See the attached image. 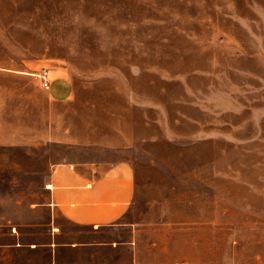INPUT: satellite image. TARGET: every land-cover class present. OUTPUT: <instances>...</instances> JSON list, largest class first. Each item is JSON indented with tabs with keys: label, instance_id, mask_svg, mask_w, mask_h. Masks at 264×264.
Masks as SVG:
<instances>
[{
	"label": "rangeland",
	"instance_id": "1",
	"mask_svg": "<svg viewBox=\"0 0 264 264\" xmlns=\"http://www.w3.org/2000/svg\"><path fill=\"white\" fill-rule=\"evenodd\" d=\"M12 70L27 84L0 108L1 243L47 220L72 151L43 137L57 123L124 142L136 184L117 225L58 214L62 241L100 243L96 264H264V0H0V83ZM42 71L72 101L51 103Z\"/></svg>",
	"mask_w": 264,
	"mask_h": 264
},
{
	"label": "crops",
	"instance_id": "2",
	"mask_svg": "<svg viewBox=\"0 0 264 264\" xmlns=\"http://www.w3.org/2000/svg\"><path fill=\"white\" fill-rule=\"evenodd\" d=\"M13 72H17L16 75H8L0 83V93L5 94V99L0 100V108H7V95L13 90L19 91L21 107L22 85L25 89L27 84V77L23 76L26 71ZM44 73L50 82V102L67 105L72 101L68 83L51 80L48 71L39 75ZM33 81L37 83L36 79ZM41 84L44 87L43 79ZM13 85L14 88L11 87ZM43 137L65 144L72 151L66 159L53 164L47 186L48 201L35 208L48 211L47 220L37 219L11 226L8 232L11 241L0 242V258L4 264H96L95 256L87 251L100 246V243L62 241L60 238L64 231L57 215L61 214L77 225L98 229L120 223L136 194L132 164L123 157H117L124 152L126 145L124 142L117 144L115 138L108 139L106 143H100L93 137L76 140L74 129L71 130L69 125L59 128L57 123H51L49 134Z\"/></svg>",
	"mask_w": 264,
	"mask_h": 264
},
{
	"label": "built area",
	"instance_id": "3",
	"mask_svg": "<svg viewBox=\"0 0 264 264\" xmlns=\"http://www.w3.org/2000/svg\"><path fill=\"white\" fill-rule=\"evenodd\" d=\"M41 77H42V79H43L44 87L48 89V88L50 87V82H49V80L47 79L46 74H45V73L42 74Z\"/></svg>",
	"mask_w": 264,
	"mask_h": 264
}]
</instances>
